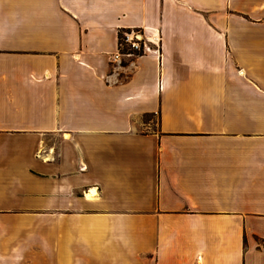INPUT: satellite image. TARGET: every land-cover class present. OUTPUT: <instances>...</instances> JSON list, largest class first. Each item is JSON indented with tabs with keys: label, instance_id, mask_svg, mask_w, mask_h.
<instances>
[{
	"label": "crops",
	"instance_id": "1",
	"mask_svg": "<svg viewBox=\"0 0 264 264\" xmlns=\"http://www.w3.org/2000/svg\"><path fill=\"white\" fill-rule=\"evenodd\" d=\"M0 264H264V0H0Z\"/></svg>",
	"mask_w": 264,
	"mask_h": 264
},
{
	"label": "built area",
	"instance_id": "2",
	"mask_svg": "<svg viewBox=\"0 0 264 264\" xmlns=\"http://www.w3.org/2000/svg\"><path fill=\"white\" fill-rule=\"evenodd\" d=\"M121 34L118 49L111 55L112 61H121L142 53H159L160 37L157 29H153L150 35L145 33L144 28L125 29Z\"/></svg>",
	"mask_w": 264,
	"mask_h": 264
},
{
	"label": "trees",
	"instance_id": "3",
	"mask_svg": "<svg viewBox=\"0 0 264 264\" xmlns=\"http://www.w3.org/2000/svg\"><path fill=\"white\" fill-rule=\"evenodd\" d=\"M121 37H122V34H121V31H120L119 34H118L119 42L121 40Z\"/></svg>",
	"mask_w": 264,
	"mask_h": 264
},
{
	"label": "rangeland",
	"instance_id": "4",
	"mask_svg": "<svg viewBox=\"0 0 264 264\" xmlns=\"http://www.w3.org/2000/svg\"><path fill=\"white\" fill-rule=\"evenodd\" d=\"M152 123H154V118H153V122ZM151 126L153 127L154 125L153 124H151Z\"/></svg>",
	"mask_w": 264,
	"mask_h": 264
}]
</instances>
